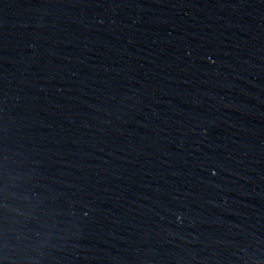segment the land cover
Listing matches in <instances>:
<instances>
[{"label": "water", "instance_id": "obj_1", "mask_svg": "<svg viewBox=\"0 0 264 264\" xmlns=\"http://www.w3.org/2000/svg\"><path fill=\"white\" fill-rule=\"evenodd\" d=\"M0 264H264V0H0Z\"/></svg>", "mask_w": 264, "mask_h": 264}]
</instances>
